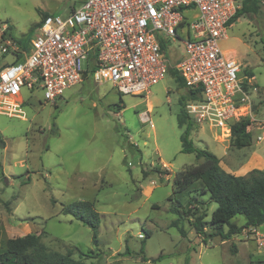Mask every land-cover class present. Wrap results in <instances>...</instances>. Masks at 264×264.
Returning a JSON list of instances; mask_svg holds the SVG:
<instances>
[{"label": "rangeland", "instance_id": "rangeland-1", "mask_svg": "<svg viewBox=\"0 0 264 264\" xmlns=\"http://www.w3.org/2000/svg\"><path fill=\"white\" fill-rule=\"evenodd\" d=\"M82 1L0 0V23L12 27V37L24 47L21 57L45 13L63 16ZM233 24L219 45L240 63L241 75L253 73L247 86L249 112L264 121V6ZM181 54L179 43L166 49L170 66ZM179 89L169 72L150 86L146 101L119 94L88 74L54 101L44 99L40 88L22 87L25 119L0 114L5 142L0 147V251L7 239L34 233L52 250L71 249L74 258L77 248L91 250L93 257L84 259L92 264H264L255 252L248 256L240 233L223 241L208 236L214 202L208 205L201 235L189 215L180 222L185 236L171 225L177 218L168 200L173 175L204 160L180 150L184 126L178 127L177 113L185 110L188 94ZM146 109L153 128L140 118ZM188 118V139L216 155L225 171L243 175L253 168L264 170V139H256L260 129L251 130V144L239 148L226 131ZM78 200L92 202L100 215L97 243L88 225L62 211L64 204ZM180 201L185 205L186 196ZM232 221L241 225L244 217Z\"/></svg>", "mask_w": 264, "mask_h": 264}, {"label": "built area", "instance_id": "built-area-1", "mask_svg": "<svg viewBox=\"0 0 264 264\" xmlns=\"http://www.w3.org/2000/svg\"><path fill=\"white\" fill-rule=\"evenodd\" d=\"M240 5L241 0H83L66 15H45L21 58L9 24L2 22L1 55L17 52L18 58L0 70V114L25 119L22 87L40 88L44 99L54 101L84 74L146 101L150 86L168 72L166 49L179 43L182 54L174 68L185 90L196 95L188 98L187 115L228 136L231 124L247 118V129H260L256 139L262 140L264 121L249 112L252 77L241 75L240 63L219 45ZM140 118L153 128L148 109ZM249 229L258 234L255 226Z\"/></svg>", "mask_w": 264, "mask_h": 264}, {"label": "trees", "instance_id": "trees-1", "mask_svg": "<svg viewBox=\"0 0 264 264\" xmlns=\"http://www.w3.org/2000/svg\"><path fill=\"white\" fill-rule=\"evenodd\" d=\"M260 10L259 0H241L240 8L230 22H235L240 16L248 17L251 14H257ZM45 15L47 13L42 18ZM11 28L9 25L10 31ZM162 47L166 49V43L163 42ZM168 72L178 81L180 88H185L174 66H169ZM246 76L252 77L253 73L249 71ZM185 92L188 98L196 97L190 90H185ZM181 97L183 98V94ZM114 107L117 110L120 109L118 104H114ZM248 123L249 120L244 118L231 124L230 137H232L231 142L234 146L240 148L251 144V131L247 129ZM177 124L180 128L184 126L180 135V150L187 153L194 152L197 158L203 157L204 160L196 165L185 166L173 175L168 200L170 211L176 214L177 218L171 222V225L177 227L180 234L185 236L186 231L180 222L185 215H189L193 218L192 226L195 232L201 235L204 233L207 208L212 202L216 203V207L210 213L208 223L212 230L208 236L219 235L227 239L245 228L264 224V170L253 168L243 175L225 171L220 167L216 155L207 149L194 147L188 139L192 124L183 108L177 113ZM4 146L5 142L0 134V147ZM182 196H186L185 205L180 201ZM62 211L88 225L92 231V239L97 243L100 215L93 209L92 202L74 201L64 204ZM236 215L244 217L243 224L237 225L232 221ZM224 226L227 227L226 230ZM76 250L78 257L74 258L71 249H67L64 253L52 250L41 241L39 234L28 233L7 239L4 249L0 251V264H92L86 263L84 259L93 257L91 250L87 252H82L78 248ZM125 253H129L128 250Z\"/></svg>", "mask_w": 264, "mask_h": 264}, {"label": "crops", "instance_id": "crops-1", "mask_svg": "<svg viewBox=\"0 0 264 264\" xmlns=\"http://www.w3.org/2000/svg\"><path fill=\"white\" fill-rule=\"evenodd\" d=\"M259 1L261 3V7H263L264 6V0H259ZM232 25H234V24L232 23L230 26H232ZM14 40L17 41V39H14ZM18 43L20 44L19 47H21V51L19 52V58H21L23 55L20 57V53H23L22 51H23L24 47H22L23 45L20 42H18ZM8 54L1 55L0 63L7 57ZM179 90L184 92L182 88H180ZM249 230L250 229L248 227V228H245V230L243 229L240 232L242 237L239 239V241L242 242L243 248L247 250L248 256H254L253 252H255L258 257L262 258V259H260V261L264 262V224H261L259 226H255V230L258 232L257 235H255L251 230L250 231ZM246 232H249L248 236L246 234H244ZM236 234H238V233H236ZM233 235H235V234H232L230 237H232ZM223 240H225V239H222L221 241H223ZM232 247L234 248L233 251L238 252V248L234 243L232 244Z\"/></svg>", "mask_w": 264, "mask_h": 264}, {"label": "water", "instance_id": "water-1", "mask_svg": "<svg viewBox=\"0 0 264 264\" xmlns=\"http://www.w3.org/2000/svg\"><path fill=\"white\" fill-rule=\"evenodd\" d=\"M18 47L20 46L19 43H17ZM19 51H21V47H19ZM18 58V53L17 52H10L7 57L0 63V68L6 64H11L15 62ZM183 91H185V88H182Z\"/></svg>", "mask_w": 264, "mask_h": 264}]
</instances>
